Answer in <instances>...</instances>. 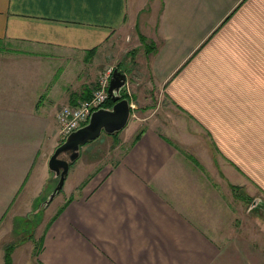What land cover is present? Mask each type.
<instances>
[{
  "label": "crops",
  "instance_id": "0c3cea01",
  "mask_svg": "<svg viewBox=\"0 0 264 264\" xmlns=\"http://www.w3.org/2000/svg\"><path fill=\"white\" fill-rule=\"evenodd\" d=\"M149 2L141 18L147 0H0V41L19 46L0 62V264L12 241L11 264H264L224 200L226 186L264 201V0ZM129 35L166 110L101 164L81 151L22 239L57 178V112L91 95Z\"/></svg>",
  "mask_w": 264,
  "mask_h": 264
},
{
  "label": "rangeland",
  "instance_id": "374dc122",
  "mask_svg": "<svg viewBox=\"0 0 264 264\" xmlns=\"http://www.w3.org/2000/svg\"><path fill=\"white\" fill-rule=\"evenodd\" d=\"M151 4L152 3L147 0L141 14V18L149 16L150 6H152ZM135 40L136 41L133 42L130 35L127 37L122 36V38L118 39L115 47L112 48V60L108 64H105L106 66L100 71L101 73L96 79L95 86L92 89L93 91L97 86L99 77L109 66H113L115 68L119 67L127 73L129 83L124 92L127 93L130 101H133L132 114L124 131L122 130L111 135L103 132L98 139L81 146L80 152L82 151L83 156L93 160L96 165L101 164L110 157L109 151L113 150V144L116 145L118 140L125 139L128 143L129 137H136L147 122V117H150L151 114H159L160 112H164V110H166L167 104L165 103V97L160 94V91L156 90V86L152 83L149 72L147 71L146 63H144V60L142 61L145 53V51L141 50L143 46L139 45L136 47V44L138 43L136 36ZM141 40L142 43L147 45L146 37L142 36ZM16 49H19L18 45L5 40L0 41V62H5V60H3L4 58L9 61L14 60V58L18 56ZM21 60L22 58L17 62H21ZM37 69L38 68H34L33 71L40 73V69ZM89 73L92 75V69ZM60 137H62L60 140L61 143L65 138L62 135H60ZM62 157L69 159V154L65 153ZM72 170L73 169H71V172ZM202 171L204 172L203 174H208L205 170ZM75 172H77V170ZM57 183L58 178L52 182L50 186L51 190L46 200L57 186ZM66 188H68V185H66L65 190ZM64 197L65 192L64 189H62L47 207H43L41 209L40 202L35 205V208L33 207L32 211H29L28 215L24 218L25 220L18 221L17 225L19 224V227H26L18 230L21 233V237H23L22 239L28 240L34 238L35 235H37L35 226L39 224L41 220H45V218L55 212L64 200ZM255 197L257 198L256 195L246 194L241 188H238L237 190H234V193H231L226 186L224 187V200L225 204L233 212L234 228L239 229L240 234L246 235V238L250 239V241L256 245L257 249H264V201L263 204L259 206L261 209L258 207L251 208ZM258 198H261V196ZM19 237V235H16L15 239H19ZM15 244L16 242L14 241L7 243L5 245V249L9 246H13V251Z\"/></svg>",
  "mask_w": 264,
  "mask_h": 264
},
{
  "label": "water",
  "instance_id": "95a60500",
  "mask_svg": "<svg viewBox=\"0 0 264 264\" xmlns=\"http://www.w3.org/2000/svg\"><path fill=\"white\" fill-rule=\"evenodd\" d=\"M127 80V73L116 67L111 75L108 88L109 97L114 104L111 107H101L93 111L87 124L73 131L55 148L49 159V168L56 174L58 183L44 205L50 204L63 189L71 163L80 157L82 145L98 139L103 132L110 135L115 134L128 124L132 114V105L129 98L123 97ZM65 153L69 154V159L62 157ZM262 204V199L257 197L253 200L251 208Z\"/></svg>",
  "mask_w": 264,
  "mask_h": 264
},
{
  "label": "built area",
  "instance_id": "2783aa9c",
  "mask_svg": "<svg viewBox=\"0 0 264 264\" xmlns=\"http://www.w3.org/2000/svg\"><path fill=\"white\" fill-rule=\"evenodd\" d=\"M115 67L109 66L99 77L97 86L91 92V95L77 102L63 106L57 112V121L59 124V134L66 138L73 131L84 126L89 122L93 111L105 107L109 97L110 78Z\"/></svg>",
  "mask_w": 264,
  "mask_h": 264
},
{
  "label": "trees",
  "instance_id": "16d2710c",
  "mask_svg": "<svg viewBox=\"0 0 264 264\" xmlns=\"http://www.w3.org/2000/svg\"><path fill=\"white\" fill-rule=\"evenodd\" d=\"M148 53L151 52L150 49L146 50ZM123 97H127L128 95L126 92L123 91ZM114 104V102L111 100V98H109L107 100V102L105 103V107H111ZM118 133V132H117ZM141 133V132H140ZM140 133L135 137V139H137L140 136ZM116 134V133H115ZM63 142V141H62ZM72 164V163H71ZM259 209H261L260 207H258ZM12 249L13 246H9L6 248V253H5V264H11V253H12Z\"/></svg>",
  "mask_w": 264,
  "mask_h": 264
}]
</instances>
